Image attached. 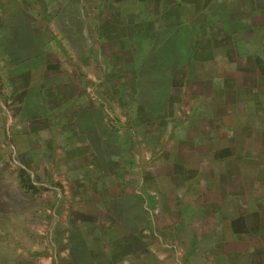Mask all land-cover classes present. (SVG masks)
<instances>
[{
	"label": "rangeland",
	"instance_id": "374dc122",
	"mask_svg": "<svg viewBox=\"0 0 264 264\" xmlns=\"http://www.w3.org/2000/svg\"><path fill=\"white\" fill-rule=\"evenodd\" d=\"M80 1L0 0L1 174L5 180L11 172L16 175V236L26 247L46 253L48 262L55 254H66L63 238L75 237L70 224L87 211L85 204L75 203V178L106 176L109 158L135 159L149 184L154 176L159 195L149 198L153 211L173 209L175 196L169 190L174 184L193 192L183 197L186 202L208 180L225 188V168L201 158L210 133L194 130L211 113L204 96L220 87L222 77L248 81L235 74L232 58L227 63L221 51L207 52L205 43L194 47L192 62L189 54L184 57L181 52L188 48L181 47V34L173 26L182 13L177 5L168 9L169 17L159 19L147 10L150 0H116L120 26L107 34L103 24L99 31L93 24L105 0ZM213 2L220 19L234 29L244 24V17L249 22L247 6L226 10L234 0ZM132 31L137 34L128 40L131 51L121 52L113 39ZM248 35L238 45L244 58L238 64L259 47L264 31ZM118 61L124 66L118 67ZM191 74L194 79L184 84ZM91 106L95 110L87 112ZM94 123L99 131L90 126ZM75 140L81 147L91 146L90 156L77 159ZM18 176L25 194L18 192ZM170 222L167 215L160 217L161 226Z\"/></svg>",
	"mask_w": 264,
	"mask_h": 264
},
{
	"label": "crops",
	"instance_id": "0c3cea01",
	"mask_svg": "<svg viewBox=\"0 0 264 264\" xmlns=\"http://www.w3.org/2000/svg\"><path fill=\"white\" fill-rule=\"evenodd\" d=\"M104 4L100 17L93 21L94 30L99 31L103 24V31L110 34L120 26L121 15L116 0H105ZM70 5L73 13L74 5ZM134 34L137 31L117 34L113 42L127 40L131 51L128 40ZM237 56L232 58L235 74L248 81L222 77L220 87L204 96L211 113H205L203 123L194 130L210 133L211 141L204 143L201 158L225 168L221 173L225 188L207 179L204 188L193 194L194 199L186 202L183 197L193 192L174 184L169 190L175 196L170 198L173 209L153 211L154 196L159 195L154 176L149 184L144 173L136 169L135 159L109 158L106 176L75 178V203L85 204L87 211L70 224L75 237L63 238L68 243L66 254H55L48 262L46 253L43 256L26 247L16 236L12 222L16 217L12 208L16 175L11 172L7 180L2 179L0 168V264H264V44L249 54L250 60L238 64L244 58ZM226 61H222L224 67ZM95 108L91 106L87 112ZM208 122L215 124L214 135V125ZM90 126L95 129L99 125ZM75 149H79V160L90 156L89 144L81 147L75 140ZM248 165L255 170L245 171ZM18 180V192L25 194L20 176ZM96 191L97 200L93 199ZM149 198L153 200L150 204ZM122 200L125 205L118 204ZM92 211L96 215L93 220ZM165 215L171 222L161 226L160 217Z\"/></svg>",
	"mask_w": 264,
	"mask_h": 264
},
{
	"label": "trees",
	"instance_id": "16d2710c",
	"mask_svg": "<svg viewBox=\"0 0 264 264\" xmlns=\"http://www.w3.org/2000/svg\"><path fill=\"white\" fill-rule=\"evenodd\" d=\"M187 1L184 3L178 2L177 4L173 0H150L147 1V5H150L147 10L151 11V13L155 14L159 19H166L169 17L168 9L172 6H178L182 13L180 19H176L173 26H175L177 32L181 34V47H183L184 44V46L188 48L187 50L183 49V52L181 53L184 54V57H186V53L189 54L191 62L195 59L193 54L195 53L194 51L196 48L194 47L203 43L207 46L206 51H210L211 54L216 51H221L223 53L222 56L225 59L231 60L233 57L238 58L237 55L240 54L238 45L242 41L241 38H247L249 32L250 34H253V32H256L257 30L264 31V0H234V2H231V4L226 7V10H229L230 8L228 7L237 9V7L239 8L240 6H247L248 15L250 16L249 22H246L247 19L244 17L241 20L244 24L237 29H234L228 23H224L223 19H220L221 17L219 15L221 12L217 10L216 6H214V0ZM226 10H224V13H226ZM226 15H230V13L227 12ZM212 16L216 17L217 20L209 23L208 18ZM262 38L264 44V36ZM116 43L119 44V50L121 52L127 53L130 51L129 44L126 40H118ZM219 45L220 48L218 50ZM222 47L226 49L224 51L220 50ZM250 59L251 58H247V60ZM118 63L120 62L118 61L117 65ZM115 64L116 63H114V65ZM122 66H124V64L118 65V67ZM189 73H191L190 70ZM192 79H194L193 74L184 77V84L187 85ZM209 121H213V119L210 118ZM211 124L212 122H208V125ZM245 215L247 216L248 214ZM244 220L247 222V218ZM252 223L255 222L252 221Z\"/></svg>",
	"mask_w": 264,
	"mask_h": 264
}]
</instances>
